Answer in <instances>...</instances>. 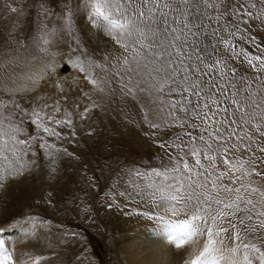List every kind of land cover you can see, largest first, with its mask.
Listing matches in <instances>:
<instances>
[{
	"label": "snow or ice",
	"instance_id": "6c2138e0",
	"mask_svg": "<svg viewBox=\"0 0 264 264\" xmlns=\"http://www.w3.org/2000/svg\"><path fill=\"white\" fill-rule=\"evenodd\" d=\"M63 2L59 27L44 25L31 46L17 41L15 55L0 57V191L36 168L38 150L54 162L61 149L48 138L61 139L59 129L73 128L75 116L88 118L83 100L65 106L60 78L59 98L22 103L61 67L52 46L67 35L63 66L75 70V83L137 104L146 135L179 130L159 142L167 162L129 169L128 187L115 196L136 202L133 213L180 264H264V41L254 31L264 30V0ZM81 21L83 31L106 38L102 56L73 35ZM29 47L21 63L19 50ZM0 225V264H48L8 238L19 231L31 239L44 221L10 216Z\"/></svg>",
	"mask_w": 264,
	"mask_h": 264
},
{
	"label": "rangeland",
	"instance_id": "374dc122",
	"mask_svg": "<svg viewBox=\"0 0 264 264\" xmlns=\"http://www.w3.org/2000/svg\"><path fill=\"white\" fill-rule=\"evenodd\" d=\"M3 1H0V19L2 16L4 19L16 16L20 20L25 19L29 27L25 29L27 34L22 38L19 35L18 37L11 35L3 42L0 51L4 47L9 50L0 53V57L15 55V49L18 48L17 41H26L29 46L32 45L33 37L44 25L50 28L59 27L60 10L64 7L63 0H8L10 2L8 4ZM9 6L22 8L23 14L10 12ZM44 9L49 10L47 16ZM81 23L78 22L73 26V35L81 40L89 53L96 57L102 56L106 38L99 35L102 36V40L104 39L101 41L92 31L90 32L93 36H89L82 31L83 22ZM254 31L261 41H264V30L254 29ZM61 36L62 38L56 37L59 42H54L52 46L53 52L62 54L57 55V63L61 67L57 68L54 76L42 82L37 91L43 87L51 88L55 95L54 99L59 98L61 94L55 91L53 84L57 78L66 80L64 88L65 90L67 87L70 88L72 102L80 103L83 100L81 107L86 104L90 106L91 111L84 120L75 116L73 128L59 129L64 133L61 139L48 138L50 143L61 149L56 153L54 160L59 169L62 168L67 174V178L62 179V184L56 185L57 188L53 189L57 192L47 190L44 197L27 200L22 209L15 214L16 216H13L38 218L47 223L48 229L52 226L48 233L53 232L55 239L63 242L61 244H70L74 252L76 250V254L81 253L82 262L79 264H119L120 260L127 264L122 251L119 253L117 251L116 238L121 234V230L117 228L114 218L118 213L129 212L132 207H137V204L135 201H129L127 197H117L115 193L128 187L131 179L128 175L129 169L136 167L144 170L159 167L161 161L166 163L165 153L159 147V142L169 140L173 133L179 130L161 131L155 137L146 135L145 133L151 130L147 129L146 125H142L143 112L137 104L122 98L119 94L112 95L107 89L104 93L92 91L91 86L82 80L79 84L75 83L73 80L76 76L75 70L69 71L63 66L69 54L66 42H71L72 37ZM25 37L26 39L23 40ZM19 52L20 55L23 52L29 53L28 49H20ZM81 89L90 93L91 100H84L79 91ZM73 131L74 136L71 134ZM142 140H145L146 144H143ZM63 149L67 152L65 153ZM40 151L41 157H44L43 151ZM49 177L50 175L47 176V180L53 181ZM43 198H45L44 205L41 202ZM52 198L55 200L49 201ZM113 199L119 206L113 204L112 207H108ZM56 244L61 245L60 242ZM58 264L62 262L59 261ZM71 264H75V261Z\"/></svg>",
	"mask_w": 264,
	"mask_h": 264
},
{
	"label": "bare ground",
	"instance_id": "6f19581e",
	"mask_svg": "<svg viewBox=\"0 0 264 264\" xmlns=\"http://www.w3.org/2000/svg\"><path fill=\"white\" fill-rule=\"evenodd\" d=\"M3 2H6L8 4L9 1L4 0ZM28 27L29 25L25 19L21 18L20 20V18H17L16 16L11 17L9 19H4V16H2V19H0V40H1L0 47L3 46V42L6 39H8V37H10L11 35L13 36L17 35V37L19 35L20 38H22L24 35L27 34L25 32L26 31L25 29ZM83 32L87 33L89 36H93V34L90 31H83ZM26 37L23 38V40H25ZM60 38H62V36H60ZM97 38L101 39V41L104 40V39L102 40V36L99 35L97 36ZM6 50L9 49L4 47L2 48L0 53ZM28 51L29 53H24V52H23L24 54L21 53L22 54L21 59L27 56L30 58V53L33 50L31 49V47H29ZM40 87L41 85L38 88ZM82 88L84 89V87ZM69 89L70 88L67 87L65 90L69 97L68 102L65 105L66 107L72 106V104L74 103L72 102V98H71L72 96ZM29 96L31 97V99L30 100L25 99L27 101H23L22 102L23 104L27 105V103L35 104L38 102H42L37 99L40 97L47 98L48 102L51 103V100L54 99L55 95L51 90V88L47 89L43 87L39 91H37L36 88L33 92L29 93ZM141 142H143V144H146L145 140H142ZM38 152H39V158L36 168L26 177H23L18 181L12 182L7 187L6 190L0 191V219H5L7 217L15 215L18 211L22 209L24 203L27 200L32 198L34 199L37 197L41 198L42 196L44 197L47 190L53 191L54 193L57 192L53 189H56L57 186L62 184L63 181L62 179L67 178L66 177L67 174L62 170V168L61 170L59 169V167L56 165L55 160L54 162L50 163L48 160H46L45 157H41L42 152L40 150H38ZM68 166H64V167H68ZM53 168L55 169L54 171ZM48 175H50L49 178L52 179L53 181L47 180ZM59 190L62 191V189ZM57 196L59 197V195ZM43 199L44 200L41 202L44 205L45 198ZM50 200L54 201L55 199L52 198L49 199V201ZM134 208L136 207H132L129 212L118 213L114 218L117 228L119 227V229L121 230V234L117 238L115 237L116 245H117L116 247L118 248L117 251L118 253L122 251L126 263L128 264L129 262V264H180V256L173 255L171 252L168 251L167 247L164 244L160 243L155 237L151 235L150 222L137 217L132 211ZM32 220H34L37 223L41 221L38 218ZM0 226H4V225H0ZM28 228L32 229L33 225L29 223ZM52 228H53L52 226H49V229L47 226H45V228L44 227L36 228L35 231L37 235L35 237H32L31 239L22 238L23 234L20 233L19 231H13L9 233L8 238L13 241L19 240V243H16L15 245L16 250L18 252L43 253L45 256L49 258L48 264H58L59 261H61L62 264H69V263L71 264V262L74 261L75 264H79L80 262H82V258L80 256L81 253L76 254V250L74 252L73 246H71L70 244L68 245L61 244L63 242L56 240L53 232L48 233V231L51 230ZM69 241L72 242L73 240H69ZM59 242L61 245L56 244ZM75 258H79V259H75ZM119 264H124V262L120 260Z\"/></svg>",
	"mask_w": 264,
	"mask_h": 264
},
{
	"label": "built area",
	"instance_id": "2783aa9c",
	"mask_svg": "<svg viewBox=\"0 0 264 264\" xmlns=\"http://www.w3.org/2000/svg\"><path fill=\"white\" fill-rule=\"evenodd\" d=\"M172 133V132H171ZM169 135H170V133H169Z\"/></svg>",
	"mask_w": 264,
	"mask_h": 264
}]
</instances>
